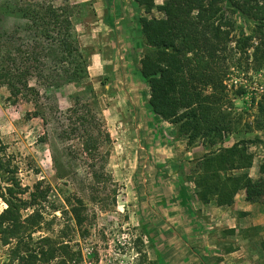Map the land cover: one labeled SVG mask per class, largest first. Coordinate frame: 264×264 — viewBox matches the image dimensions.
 <instances>
[{"label":"rangeland","instance_id":"1","mask_svg":"<svg viewBox=\"0 0 264 264\" xmlns=\"http://www.w3.org/2000/svg\"><path fill=\"white\" fill-rule=\"evenodd\" d=\"M15 1L23 0H0V32L11 26L25 28V21L15 13L7 16L2 10ZM69 1L75 6V31L88 59L87 78L50 91L38 87L41 102L55 109L44 110L47 122L33 117L34 103H13L8 88L0 85V138L19 162L23 184L32 188L45 181L52 188L50 201L60 209L56 213L48 210L47 226L54 231L70 226L71 245L81 252L79 264H264L263 203L252 211L259 225L244 228L250 224L249 212H244L242 226L235 229L244 239L254 237L249 241L228 239L236 231L219 230L216 222L196 218V212L189 210L190 199L199 201L196 188L192 195L188 191L196 162L213 149L201 142L189 147L176 126L154 116L149 106L150 89L141 75L140 61L147 50L141 26L129 43L118 44L113 29L104 24L107 17L103 21L97 15L95 0ZM157 2L163 4V0ZM222 5L235 23L233 46L240 40L246 50L231 62V80L238 81V88L245 89L246 94L234 101L242 115L239 132L229 136L224 146L256 136L264 141V131L247 129L264 94L254 89L256 85L264 88V67L251 69V45L257 44L255 23L230 5ZM151 15L162 17L158 11ZM247 38L253 39L246 42ZM77 98L91 103L103 116L112 137L105 150L110 152L107 170L113 183L107 181L105 188L93 184L76 143L59 137L63 114ZM196 147L205 150L201 159H192L191 151ZM250 150L255 158L248 173L253 180L264 181L260 173L264 147L251 145ZM78 200L83 201L78 206L84 217L82 228L76 227L71 209ZM5 208L0 191V213ZM235 248L241 253L229 256ZM6 250L0 246V264L9 262Z\"/></svg>","mask_w":264,"mask_h":264},{"label":"trees","instance_id":"2","mask_svg":"<svg viewBox=\"0 0 264 264\" xmlns=\"http://www.w3.org/2000/svg\"><path fill=\"white\" fill-rule=\"evenodd\" d=\"M61 1L23 0L1 6L7 16L15 13L25 21V28L11 26L0 32V85L8 88L13 103H34L33 117L45 122L44 110L55 109L41 102L38 87L50 91L77 84L89 72L75 31V6ZM135 1L146 14L139 19L147 47L140 65L154 116L176 126L189 147L201 142L213 149L196 162L193 171L199 201L232 206L244 192L247 202L264 204V181H255L248 173L255 158L250 146L264 147V141L256 136L224 146L229 136L239 132L242 115L234 101L246 94L245 89L230 85L231 62L246 50L240 40L233 46L235 23L222 5H230L255 23L257 44L251 45V69L259 70L264 67V0H163L162 5L157 0ZM154 11L162 17L152 16ZM63 116L59 137L76 143L95 187L113 183L107 170L110 152L105 150L112 137L103 116L79 98ZM247 129L264 131V94ZM19 173V162L0 138V191L7 204L0 213V246L7 248L8 264H79L81 252L71 245L70 226L57 231L47 226L48 210L60 211L50 201L51 186L43 180L32 188L25 186ZM260 173L264 175V163ZM82 205L78 200L71 208L79 228L84 225L78 207Z\"/></svg>","mask_w":264,"mask_h":264},{"label":"crops","instance_id":"3","mask_svg":"<svg viewBox=\"0 0 264 264\" xmlns=\"http://www.w3.org/2000/svg\"><path fill=\"white\" fill-rule=\"evenodd\" d=\"M157 1L156 3H158ZM94 8L96 9L99 18L103 19V21L104 17H107L104 24L110 31L113 29L112 32H115V39L118 44L129 43L130 39L132 40V36L135 34L137 35L140 25L139 19L142 16H145L144 9L135 0H95ZM102 26L104 25L102 24ZM191 153L193 154L192 159H201L204 156L205 150L202 147H196L192 149ZM188 191L191 195L195 193L194 183H191L190 190ZM194 198L193 201H191L192 199L188 201L189 210L193 213L194 211L196 212L193 214L194 217L207 218L209 221H213L214 223L216 222L215 224L219 230H238V227H241L244 221V212H249L247 217L250 218V220H248L250 224L246 223L244 228L247 229L248 227H255L256 225H259L255 220H253L252 211L257 208L260 209L259 207H261V205H259V203L250 204L246 202V195L244 192L237 196L233 206L220 207L215 203L205 205ZM238 235L239 232L236 231L235 234H232L227 238H231L233 241L237 242L239 239L247 241L254 239V237L249 236L244 239ZM239 253H241L240 249L235 248L231 253H229V256L235 257V255H239Z\"/></svg>","mask_w":264,"mask_h":264},{"label":"built area","instance_id":"4","mask_svg":"<svg viewBox=\"0 0 264 264\" xmlns=\"http://www.w3.org/2000/svg\"><path fill=\"white\" fill-rule=\"evenodd\" d=\"M234 84H235L236 86L240 85L238 81H235V80L233 81V80H231V81H230V85H234ZM254 89H256V90H260V91L264 92V88H263V86H257V85H256V88H254Z\"/></svg>","mask_w":264,"mask_h":264}]
</instances>
